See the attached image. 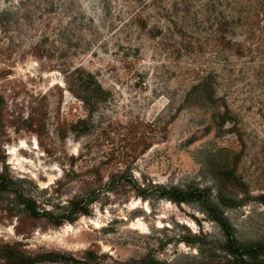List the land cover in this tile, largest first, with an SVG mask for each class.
<instances>
[{
  "label": "rangeland",
  "instance_id": "obj_1",
  "mask_svg": "<svg viewBox=\"0 0 264 264\" xmlns=\"http://www.w3.org/2000/svg\"><path fill=\"white\" fill-rule=\"evenodd\" d=\"M44 1L0 0V18L9 11L8 23L0 20V173L24 190L58 189L56 205L91 188L97 196L87 214L56 226L0 191V264L5 256L87 250L107 260L146 253L176 264L226 259L205 204L142 199L128 186L106 191L119 170L141 183L205 189L240 242L264 243L258 67L215 56L207 24L193 17L202 10L196 5L177 6L187 20L181 35L165 20L170 30L160 33L152 17L136 27L117 0H54L38 18ZM76 68L101 87L87 108L75 96ZM202 76L211 97L191 91ZM226 109L232 120L217 126L214 116Z\"/></svg>",
  "mask_w": 264,
  "mask_h": 264
},
{
  "label": "trees",
  "instance_id": "obj_2",
  "mask_svg": "<svg viewBox=\"0 0 264 264\" xmlns=\"http://www.w3.org/2000/svg\"><path fill=\"white\" fill-rule=\"evenodd\" d=\"M118 5L126 9L131 23L138 28H146L150 17L154 18L153 27L169 31V27L164 25H173L176 33L183 35L187 30L186 19L184 15L178 16L177 6L185 5L199 6L201 11H195L193 17L198 16V21L207 24L208 39L210 40L212 51L215 56L221 53L226 56L236 57L242 65L258 67V78H264V0H117ZM57 1L45 0L44 5L38 14L41 18L51 12ZM24 12L27 9H22ZM30 13V11H26ZM148 12H152L153 15ZM0 20L2 23H8L4 16L9 11H1ZM32 14V13H31ZM177 15V17H176ZM175 17V20H173ZM220 63L221 69L226 70L229 66L227 57ZM243 67V66H242ZM77 98H79L85 108L95 103V97L101 91V87L91 73L84 72L76 68ZM208 77V76H207ZM207 77H200L192 86L191 91L207 93L211 97V82ZM230 78L225 73V81ZM75 85V86H76ZM209 91V93H208ZM2 97L0 96V103ZM90 114V113H89ZM217 126H222L225 122L232 120L228 109L221 114L214 116ZM234 126V123H233ZM225 175V174H224ZM58 185V184H57ZM106 191L113 192L116 187L132 188L135 196L150 200L152 196L160 199H168L172 202L181 203L194 200L205 204V212L215 221L222 231L220 249L226 259H219L215 264H264L260 256L264 254V243L249 242L243 243L235 235L233 226L229 223L223 212L219 211L218 204L213 203L211 197L206 196L205 189L184 188L174 185H163L158 183L138 182L128 170H119L111 173L105 183ZM0 191H10L16 197L18 205L33 218L42 217L53 225H60L64 221L73 222L78 216L88 213V206L94 201L93 196L97 193L95 189H88L81 195L73 196L66 204L56 205L53 200L59 196V190L51 187L34 190H24L15 187L13 180L3 173H0ZM55 194V195H54ZM219 200L222 199L220 195ZM224 198V197H223ZM213 200V199H212ZM218 200V197H217ZM56 209L57 211H54ZM7 255L10 253L7 252ZM38 257V259H36ZM6 264H176L173 260L155 259L149 253L139 255L134 259H98L91 250L84 252L83 256H75L66 252H46L34 256L33 259H10L5 256Z\"/></svg>",
  "mask_w": 264,
  "mask_h": 264
}]
</instances>
